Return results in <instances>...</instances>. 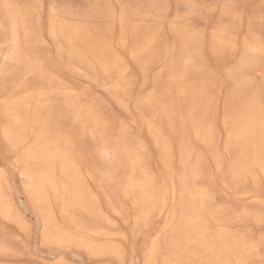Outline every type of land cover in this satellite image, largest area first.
I'll list each match as a JSON object with an SVG mask.
<instances>
[{"label":"bare ground","instance_id":"6f19581e","mask_svg":"<svg viewBox=\"0 0 264 264\" xmlns=\"http://www.w3.org/2000/svg\"><path fill=\"white\" fill-rule=\"evenodd\" d=\"M114 1L119 12L109 0H93L90 13L78 18L52 6L47 32L75 62L73 70L98 81L128 111L132 64L144 73L158 63L153 86L141 97L145 114L136 119L157 148L159 165L125 120L114 132L107 116L30 52L32 41L45 43L42 0H0V42L6 43L0 47V264H264V239L242 226L264 222V198L246 187L264 182V37L247 20L238 60L225 68L250 73L218 115L219 82L203 59V35L184 19L197 2L185 0V14L169 25L177 39L170 46L160 33L165 0L132 9ZM237 9L227 2L221 12L241 20ZM234 26L211 30L215 63L237 48ZM218 173L228 198L239 187L257 207H220L212 188Z\"/></svg>","mask_w":264,"mask_h":264},{"label":"rangeland","instance_id":"374dc122","mask_svg":"<svg viewBox=\"0 0 264 264\" xmlns=\"http://www.w3.org/2000/svg\"><path fill=\"white\" fill-rule=\"evenodd\" d=\"M92 1L93 0H42V11L40 13L41 15L40 30H41V34L44 38L45 43L42 46H40L35 41H32L30 43L29 50L33 55L43 58L44 65L48 70L54 71V73H57L58 76L67 80L71 84V86H73L74 88H76L82 93V96L85 99H87L90 104L92 103V106L94 105L93 107L95 109L101 112L104 117L107 116L106 119L108 120V124L110 125V128L113 129L114 132L116 131L115 128L117 127L118 120L119 119L125 120L128 125V129L132 133V135L140 134L144 138V140L148 142L150 150L152 152L151 153L152 160H154L155 162L157 161L156 163L157 165H159V157H158L157 148L154 146L150 137L148 136L146 128L143 126V124L139 120L136 119V117L139 116L140 113L145 114L144 111L142 110L140 111L141 97L144 96L153 86L154 78L158 71V65H157L158 63L150 64L145 69L144 73L138 66H134L132 64L133 71L135 73V83H134V88H133L134 95L132 94V101L127 102L128 108H129V111H128L124 109L122 105H120L117 101H115L109 92H106L105 90H103L98 85V81H95L94 79L89 78V77H83L80 74H78L75 70H73L72 65L75 62L73 60L72 61L68 60L64 55L62 56L59 53L58 48L56 47V43L54 39H52L48 35L47 31H48V25H49L48 22H49V17H50V14H49L50 7L52 6L55 8L63 7L62 9L66 7L65 10L69 8L68 11L71 10L72 13L74 12V14H76V15L72 14V16L74 17L76 16L78 18L82 14L90 13L91 11L90 6H91V9L93 6ZM109 1L111 2L114 10L116 12H119V10L121 9L120 4L116 3L114 0H109ZM147 1L148 0H134V1L133 0H121V3L127 4L129 8L132 9L134 7L135 8L138 7V5L140 6H143V4L146 5ZM194 1L197 2L198 9L191 15L189 14L190 18H186L188 17V15L185 18L184 17L183 18L187 21L190 20L189 22L197 30H199L203 35L204 46L202 47V50H201L202 54L204 53L203 59L206 64L209 61L207 65L209 67L211 66L210 68L212 69L211 71L213 73L211 75L212 79L214 78L213 79L214 81L217 82L218 80L219 82L218 86L220 90L216 92V97L218 101V110L216 111H217V114L220 115L223 111L221 108L224 107L225 100L235 89L240 87V85L239 84L236 85V83L240 81V79L242 78V75H247L250 73L245 68L239 71H233V72H229L225 68V65L227 63L228 64L236 63L238 60L237 59L235 61L233 57L235 56V54L237 55L241 52V41L243 37L247 35V28H246L247 20L250 22L251 31L258 32L262 34V36L264 37V28H263L264 27V0H220V1L219 0H194ZM227 2H233L236 9L238 8L237 11L240 10V13L242 14L241 20L239 19L232 20V18H230L229 16L227 15L224 16L222 14L221 9L225 4H227ZM165 4H167V6L169 4L168 6L169 9H168V12L166 13V16L160 22L161 23L160 33L163 34V36L167 39L168 44L171 46V44L173 43V40H175L176 41L175 43L177 44V39L176 38L174 39L173 35L170 33L169 25L173 22L174 19H176V14H185L187 5H186L185 0H165ZM86 11H89V12H86ZM227 18L229 19L227 20ZM94 19H91V22L93 24H96V22H97L96 25H98V22H100L99 23L100 26L104 24L101 19L100 20L99 19L94 20ZM151 20L148 21V24L149 25L152 24V26H154L156 24V21H154L153 19ZM0 23H2V21H0ZM229 23H233V25L235 24L234 32L236 33L235 37L237 36L235 47L237 48H234L233 50L226 52L224 54L225 56L221 59V61L219 60L217 61L218 63L217 62L215 63L214 61L216 60L210 56V53L208 50V44H209L208 39L210 38L211 30L214 29V27H217L218 25L229 24ZM4 46H6V43L0 42V47H4ZM238 47L240 50L238 49ZM144 76L146 77L143 78ZM97 78L99 80V77ZM257 81H260V79L257 78ZM220 111L221 113H219ZM110 120H111V123H110ZM218 129L220 130V125H218ZM195 145L197 144L195 143ZM198 147H200V149L203 150L201 146H198ZM224 159H225L224 160L225 164H227L228 162L227 157L225 156ZM205 163H206V168L208 172L210 171L211 173V170L214 169L213 161L211 157L207 154H206ZM223 176H224V173H218L215 176V179H213L212 181L214 197L216 198L217 204L220 207L225 208V209L239 208L241 206H246L251 209H254L257 207L256 202L248 201L242 198V196L239 193L240 192L239 187L231 191L232 192L231 194L233 193L234 194L228 198L230 189L228 190L226 188V185L222 184ZM250 184L252 183L250 182ZM250 184L249 183L246 184L247 190L251 192L252 194H256V195L258 194V196H261L262 198H264V182L261 180L258 185H253V184L250 185ZM252 186H255V187L253 188ZM242 226L246 229H249L250 234L253 238L257 240L264 239V222H261L260 224H256L252 220H247L246 222L243 223ZM136 241L138 245L141 239L137 237ZM260 253L262 255V260L264 261V245H262L260 249ZM250 264H263V263L261 262V260L256 259L254 262Z\"/></svg>","mask_w":264,"mask_h":264}]
</instances>
